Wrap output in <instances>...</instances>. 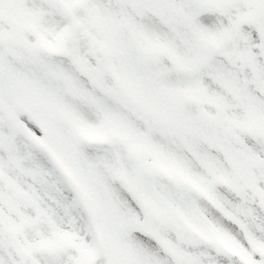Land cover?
<instances>
[{
	"label": "snow or ice",
	"instance_id": "snow-or-ice-1",
	"mask_svg": "<svg viewBox=\"0 0 264 264\" xmlns=\"http://www.w3.org/2000/svg\"><path fill=\"white\" fill-rule=\"evenodd\" d=\"M0 264H264V0H0Z\"/></svg>",
	"mask_w": 264,
	"mask_h": 264
}]
</instances>
